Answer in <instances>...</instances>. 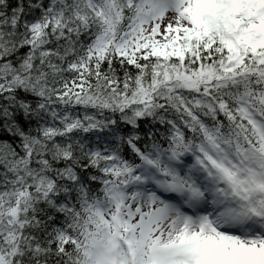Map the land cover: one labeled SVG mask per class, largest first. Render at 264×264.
I'll list each match as a JSON object with an SVG mask.
<instances>
[{
    "label": "snow or ice",
    "instance_id": "1",
    "mask_svg": "<svg viewBox=\"0 0 264 264\" xmlns=\"http://www.w3.org/2000/svg\"><path fill=\"white\" fill-rule=\"evenodd\" d=\"M0 264H264V0H0Z\"/></svg>",
    "mask_w": 264,
    "mask_h": 264
}]
</instances>
